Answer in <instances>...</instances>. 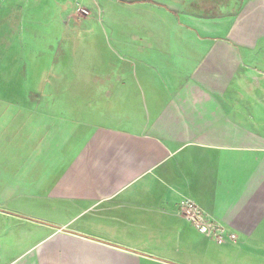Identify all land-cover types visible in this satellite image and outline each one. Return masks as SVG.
<instances>
[{"label":"crops","instance_id":"obj_1","mask_svg":"<svg viewBox=\"0 0 264 264\" xmlns=\"http://www.w3.org/2000/svg\"><path fill=\"white\" fill-rule=\"evenodd\" d=\"M156 1L123 2L181 42L137 26L118 63L0 123V264H264V0Z\"/></svg>","mask_w":264,"mask_h":264},{"label":"rangeland","instance_id":"obj_2","mask_svg":"<svg viewBox=\"0 0 264 264\" xmlns=\"http://www.w3.org/2000/svg\"><path fill=\"white\" fill-rule=\"evenodd\" d=\"M123 1L0 0V123L10 119L22 93L72 92L87 80L91 62L106 58L118 63L121 42L127 32L135 35L137 26L154 30V42L182 41L169 35L160 9L142 18L136 14L140 7ZM177 1L156 2L173 9ZM75 76L82 82L73 84ZM0 151L8 155V148Z\"/></svg>","mask_w":264,"mask_h":264},{"label":"built area","instance_id":"obj_3","mask_svg":"<svg viewBox=\"0 0 264 264\" xmlns=\"http://www.w3.org/2000/svg\"><path fill=\"white\" fill-rule=\"evenodd\" d=\"M177 210L179 215L190 222L197 232L213 239L218 244L224 243L227 239L234 241L236 238L223 226L211 220L196 203L189 199H182L177 205Z\"/></svg>","mask_w":264,"mask_h":264}]
</instances>
